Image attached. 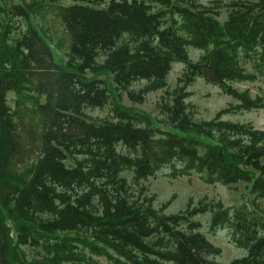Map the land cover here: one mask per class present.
<instances>
[{"label":"trees","instance_id":"trees-1","mask_svg":"<svg viewBox=\"0 0 264 264\" xmlns=\"http://www.w3.org/2000/svg\"><path fill=\"white\" fill-rule=\"evenodd\" d=\"M61 1L0 0V264H99L95 258L222 264L214 260L222 250L193 221L208 213L211 231L231 229L233 242L247 250L229 264H264V225L247 208L232 215L220 202L194 205L191 199L184 211L168 215L170 201L157 210L143 186L169 169L174 180L197 174L208 185L246 184L251 203L264 201V131L223 120L264 108L263 96L252 99L250 91L233 88L264 74V0L210 6L196 0ZM48 7L70 38L64 58L37 22ZM189 48L203 52L198 61ZM247 62L257 73L248 72ZM175 63L185 71L170 99L158 105L161 120L123 104L125 95L142 105L167 88ZM37 76L50 84L45 103L29 94L37 91ZM199 77L239 104L211 121H195L186 100ZM143 81L142 89L132 90ZM10 92L16 111L8 104ZM28 103L40 115L42 152L21 172L17 118ZM108 104L112 119L85 113ZM25 248L38 256L29 259Z\"/></svg>","mask_w":264,"mask_h":264},{"label":"rangeland","instance_id":"rangeland-1","mask_svg":"<svg viewBox=\"0 0 264 264\" xmlns=\"http://www.w3.org/2000/svg\"><path fill=\"white\" fill-rule=\"evenodd\" d=\"M110 0H105L108 4ZM198 3L210 6L214 1H222L229 3L231 1H250L257 2V0H196ZM75 0H62L60 3L65 6L74 4ZM55 9L48 7L37 18V22L46 30L51 38L50 46L53 52L58 55L59 58H64L65 52L68 51L70 44V38L66 32L63 22L56 15ZM227 18L226 11H222L220 20L224 22ZM203 52L194 48H189V56L193 62L198 61ZM104 56L98 59L99 63H103ZM246 69L250 73H257L254 69L252 62L245 63ZM185 71L184 64L175 63L172 66V70L167 78L168 86L162 91L151 93L147 96L146 101L142 105H133L127 96H124L123 104L128 107H134L140 110H144L150 113L154 118L162 119L158 105L163 98H169L177 86V80L182 76ZM37 76L34 78V85L37 91H31L29 93L40 100L41 103L46 102V97L49 92V82L42 80ZM44 85H43V84ZM42 84V85H41ZM147 83L145 81L136 83L132 87V90L138 91L142 89ZM40 85V87H39ZM47 85V87H46ZM39 87V88H38ZM233 88L239 92L250 91L252 99L256 97H264V74H258V79L255 82L234 83ZM190 93L186 102L190 106L192 117L195 121H211L218 113L237 106L238 101L234 100L231 96L226 94L220 87L208 83L203 77L196 79L195 83L188 88ZM8 104L13 111H16V96L13 92L8 94ZM111 105L99 109L87 108L85 110L86 115L93 120L112 119ZM224 121H230L237 124H251L256 130L264 131V108L252 111L231 112L223 116ZM17 123L20 125V137L22 151L19 157V164L17 169L24 171L32 163L36 162L41 156L42 143L40 140V134L42 132V123L40 122V115L34 112L33 107L28 103L25 107L19 110ZM122 146L118 147V151H124ZM68 166L73 164L72 160L67 161ZM169 169H164L159 172L155 178H150L148 181L143 182V186L147 189V196L155 197L154 206L157 210L163 208L164 204L170 201L169 206L165 210V214H177L184 211L191 199L193 204L203 199H208L209 202L222 203L224 208L229 210L233 215L236 211H243L247 208V211L255 218H259V222L264 225V201L258 200L257 206L252 202L251 195L249 194L246 184L223 186L221 184L208 185L202 179L200 175H193L191 177H181L179 179H171L168 176ZM124 177L127 178L130 185L132 184L133 175L130 172L124 173ZM132 192L136 196L139 195L140 188L133 186ZM255 209L257 212H255ZM211 214L208 213L204 216H198L193 221L200 222L202 224L201 232L207 237V239L216 247L222 250V254L215 257L214 260L218 263L229 264L236 259H242L247 255V250L238 247L232 240L231 229H220L217 231L210 230ZM28 258L33 259L38 256V250L25 248L24 249ZM99 264H111L106 258H95Z\"/></svg>","mask_w":264,"mask_h":264}]
</instances>
